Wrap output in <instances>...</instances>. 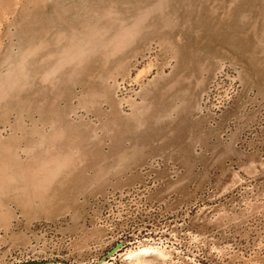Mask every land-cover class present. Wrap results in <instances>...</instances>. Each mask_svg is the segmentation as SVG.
Returning <instances> with one entry per match:
<instances>
[{"label": "rangeland", "instance_id": "obj_1", "mask_svg": "<svg viewBox=\"0 0 264 264\" xmlns=\"http://www.w3.org/2000/svg\"><path fill=\"white\" fill-rule=\"evenodd\" d=\"M29 260L264 264V0H0V264Z\"/></svg>", "mask_w": 264, "mask_h": 264}, {"label": "water", "instance_id": "obj_2", "mask_svg": "<svg viewBox=\"0 0 264 264\" xmlns=\"http://www.w3.org/2000/svg\"><path fill=\"white\" fill-rule=\"evenodd\" d=\"M125 243V241H121L120 243H118L109 253L107 256H111L113 255L123 244ZM106 256V257H107ZM104 257L103 260L106 258ZM47 263L46 261H41V260H29V261H20V262H16V263H12V264H44Z\"/></svg>", "mask_w": 264, "mask_h": 264}]
</instances>
